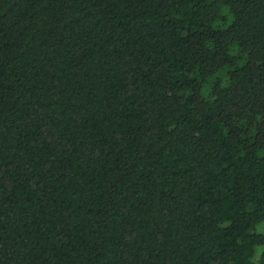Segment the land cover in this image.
Listing matches in <instances>:
<instances>
[{"label": "trees", "instance_id": "trees-1", "mask_svg": "<svg viewBox=\"0 0 264 264\" xmlns=\"http://www.w3.org/2000/svg\"><path fill=\"white\" fill-rule=\"evenodd\" d=\"M0 264H264V0H0Z\"/></svg>", "mask_w": 264, "mask_h": 264}]
</instances>
